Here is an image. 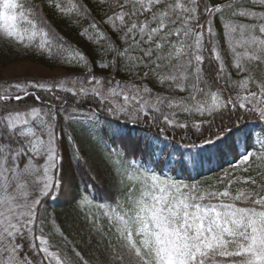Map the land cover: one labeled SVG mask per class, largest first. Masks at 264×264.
I'll list each match as a JSON object with an SVG mask.
<instances>
[{
    "label": "snow or ice",
    "instance_id": "1",
    "mask_svg": "<svg viewBox=\"0 0 264 264\" xmlns=\"http://www.w3.org/2000/svg\"><path fill=\"white\" fill-rule=\"evenodd\" d=\"M251 2L254 6H264V0ZM48 3L65 16L89 13L77 0H67V3L48 0ZM109 7L111 14L104 22L122 33L120 38L126 46L122 49L109 42L105 51L113 58L100 67H115L118 61L130 72L143 67L147 69L143 73L145 78L151 73L160 84L187 91L186 97L169 100L157 95L149 102L143 94H150L152 89L132 85L135 91L129 95L120 82L103 95V82L96 76L89 80L96 85L90 92L83 86L66 87V81L16 84L18 92L28 96L32 95L29 87L47 92L56 87L73 95L91 94L101 101L122 96L123 104L107 108L110 114L130 115L136 120L139 114L149 115L151 109L160 113L165 124L188 128V123L176 120L175 111L162 112L161 105L167 100L169 109L211 118L193 122L192 127L200 135L199 143H191L190 148L214 146L219 149L235 133H243L239 117L231 125H223L222 120L220 125L215 123V116H222L225 110L246 109L264 121V71H261L264 67V12L259 13L260 23H237L229 19L223 25L234 67L238 73H246L242 80L232 81L218 50L212 17L226 11L232 17H256L257 12L242 6L240 11H233V0L226 5L205 3L203 8L200 0H113ZM202 16H206L203 23ZM89 27L95 34L89 38H94L96 43L108 39L95 22ZM88 32L84 29L81 34L88 36ZM0 38L26 47L34 45L49 55L55 50L67 63L88 67L87 57L81 52L62 42L54 43L57 38L43 26L37 6L28 0H0ZM206 52L207 59L219 62L214 80L217 83L224 80L229 87H238L240 91L235 96L225 97L213 77L205 74ZM88 70L91 72L90 68ZM250 84L257 90H251ZM22 99L8 89L0 95V264H88L79 252L64 256L60 251H51L52 245L41 226L43 222H37L42 199L60 186L56 173L63 157L57 145V115L52 106L43 114L41 108L35 106L30 111L7 107L9 101ZM243 134L247 146L240 154V165H247L244 168L247 172L257 161L264 163V130L256 140L260 145L258 152L248 150L252 146L248 143L250 136ZM232 146L235 147V141ZM200 156L201 153L192 154V160L197 161ZM39 159L43 160L42 164L37 163ZM112 163L136 193L128 198L126 206L117 205L119 211L113 209L105 213L116 222L119 243L112 257L114 264H264V185H259L260 191L233 189L232 181L228 180L221 181L224 183L221 190L175 180L165 176L163 169L160 172L142 170L136 161H131L129 168L119 159ZM177 163L186 166L183 158ZM134 165L136 167H131ZM243 183L257 185L252 177L245 178ZM91 203L87 195L80 200L82 206Z\"/></svg>",
    "mask_w": 264,
    "mask_h": 264
},
{
    "label": "trees",
    "instance_id": "2",
    "mask_svg": "<svg viewBox=\"0 0 264 264\" xmlns=\"http://www.w3.org/2000/svg\"><path fill=\"white\" fill-rule=\"evenodd\" d=\"M28 2L37 6L43 26L57 38L54 43L62 42L66 47L81 52L87 57L88 67L77 65L75 62L67 63L55 50L49 55L34 45L26 47L12 40L0 38V70L13 63L31 62L45 68L71 73L81 84H94L95 81L89 83L91 76L102 80L108 89L115 87L116 82H120L121 87L127 90L129 95L135 91L131 88L132 85L148 87L152 92L143 95L149 102L154 101L157 95L167 97L169 100H179L188 95L187 91L172 89L167 83L160 84L151 73L145 78L143 73L147 69L143 67L130 72L124 63L119 61L115 67H100L101 64H108L113 58L111 53L105 51L109 42L122 49L126 46L120 38L122 33H117L104 22L107 15L111 14L109 5L113 4V0H107V3L103 0H77L89 10L88 15L81 16L62 15L49 5L48 0ZM61 2L67 3V0ZM205 3L209 6L226 5L229 0H200L201 8ZM233 3V11H240L242 6L246 10L257 12L256 17H232L227 11L212 17L213 29L217 33L215 40L218 42V50L221 52L226 71L231 73L232 81H239L246 73H238L234 67L223 25L229 19L237 23H260L259 13L264 12V6H254L251 0H233ZM205 18L206 16L201 17V23ZM93 22L106 34L107 40L96 43L94 38H89L95 35L89 27ZM84 29L89 30L88 36L81 34ZM237 50L244 51L242 48ZM205 56L203 65L205 74L213 77L216 86L224 90L225 97L235 96L240 89L229 87L224 80L217 83L214 74L218 70L219 62L207 59V52ZM261 71H264V67ZM1 75L0 71V79ZM249 88L257 90L252 84ZM8 91L12 95L18 94L23 97L21 101H9L7 104L9 109L30 111L31 107L35 106L41 108L43 114L52 106L56 112L57 145L63 157L56 173L60 186L42 199L37 222L38 224L40 221L43 222L41 225L43 233L52 245L50 250L60 251L64 256H74L79 252L88 264H114L112 257L119 243L116 222L105 213L113 209L119 211L117 205L126 206L128 198L136 194L130 189L123 173L117 171L113 165L114 160H121L125 168L130 167L131 161H136V165L142 170L154 169L160 172L163 169L165 176L189 185L215 186L222 190L224 183L221 181L231 180L233 189L254 188L257 191H260L259 185H264V163L257 161L247 172L244 171L247 165H240V154L244 153L247 146L243 133L250 136L248 143L252 146L248 150L254 152L260 150L256 140L264 130V121L259 120L255 112L236 109L225 110L222 116L216 115L217 125L221 124V120L223 125H231L239 117V127L243 129V133H235L221 144L219 149L214 146H205L201 149L189 147L191 143H199L200 133L196 132L192 124L211 118L201 117L196 113L189 114L179 109H169L166 106L167 100L161 105L162 112L169 114L175 111L176 120L188 123V128L165 124L160 113H155L151 109L149 115L139 114L136 120L130 115L110 114L107 108L123 104L122 96L109 97L101 101L99 97L91 94L73 95L56 87L52 92L30 87L28 92L32 95L28 96L23 92ZM2 94L4 93H0ZM37 96L40 97L39 100L35 99ZM132 110L130 107L129 111ZM233 141L235 147L232 146ZM196 153H201V156L197 161H193L192 154ZM181 158L185 161V167L177 163ZM37 163L42 164L43 160L39 159ZM225 173H228L227 177ZM247 177L255 179L257 185L244 184L243 181ZM84 195L89 197L91 204L83 206L80 204Z\"/></svg>",
    "mask_w": 264,
    "mask_h": 264
},
{
    "label": "rangeland",
    "instance_id": "3",
    "mask_svg": "<svg viewBox=\"0 0 264 264\" xmlns=\"http://www.w3.org/2000/svg\"><path fill=\"white\" fill-rule=\"evenodd\" d=\"M0 71L2 74L0 79V93H4L5 89L10 91H18L14 87L16 84H21L23 86L31 83L54 84L59 83L60 81H66V87H75L78 89L79 87L83 86L88 89L89 92L92 87L96 86L95 83L81 84L79 79L71 73L58 69L54 70L45 68L39 64L31 62L13 63L7 65ZM73 81H75V84H73ZM107 90L108 87L103 85L102 94L106 95Z\"/></svg>",
    "mask_w": 264,
    "mask_h": 264
}]
</instances>
